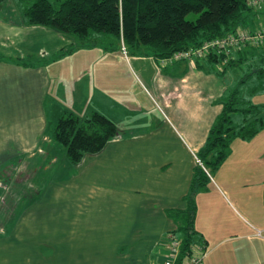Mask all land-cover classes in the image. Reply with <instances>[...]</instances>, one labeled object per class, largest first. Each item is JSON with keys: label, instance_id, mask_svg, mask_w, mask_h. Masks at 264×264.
<instances>
[{"label": "crops", "instance_id": "crops-1", "mask_svg": "<svg viewBox=\"0 0 264 264\" xmlns=\"http://www.w3.org/2000/svg\"><path fill=\"white\" fill-rule=\"evenodd\" d=\"M3 3L0 35H24L20 29L12 31L13 27L45 32L41 26L26 25L22 17L13 21ZM257 21L264 23V9L249 11L243 26L254 28ZM113 56L119 59L117 67H126H111L110 75L104 77L97 68H104L107 61L97 62L94 81L87 75L78 85L62 82L50 92L48 67L0 59V165L18 163L25 172L36 174L40 188L34 198H26L25 192L18 200L10 198V205L22 199L23 206L17 222L8 225V217L0 219V264H163L169 236L180 225L179 218L168 211L186 209L198 165L195 152L221 111L222 101L233 92L224 77L258 58L263 61L264 47L236 53L232 65L208 58L163 64L162 58L152 54L128 56L127 51L126 56ZM133 89L137 100H144L142 107L139 100H129ZM144 105H150V115ZM63 109L79 116L97 110L115 121L119 135L99 152L69 165L52 139ZM160 109L168 122L153 116ZM62 169L72 173L66 181L58 180ZM15 174L7 172L13 186ZM245 187L250 192L259 190L261 202L253 205L251 194L244 203L249 217L243 218L244 234L235 233L226 222L215 223L212 232L200 231L195 217L199 234L195 244L207 249L209 239L215 242L201 264H245L246 260H233L234 249L223 246L216 253L235 240L249 242L248 260L264 262V237L256 235V230L264 232V178L254 180L249 171ZM10 212L8 208L1 215ZM36 235L54 236V243L40 245ZM256 239L260 246L255 248ZM148 252L158 254L159 261L146 258Z\"/></svg>", "mask_w": 264, "mask_h": 264}, {"label": "trees", "instance_id": "trees-1", "mask_svg": "<svg viewBox=\"0 0 264 264\" xmlns=\"http://www.w3.org/2000/svg\"><path fill=\"white\" fill-rule=\"evenodd\" d=\"M28 26L53 29L69 37L77 47H125L131 54H152L168 58L177 51L196 47L203 41L226 35L243 26L252 9L247 0H13ZM3 0H0V6ZM195 14L194 19L187 16ZM64 48V47H63ZM62 48V49H63ZM71 46L66 50L72 53ZM209 62H222L223 57L210 55ZM235 59V58H234ZM224 65H232L236 60ZM199 59H195L193 62ZM186 61V60H179ZM264 61V60H263ZM190 62V61H187ZM227 65V66H228ZM227 68V67H225ZM261 73L263 67H259ZM249 76V75H248ZM243 79V80H242ZM241 81H247L242 78ZM253 92V89L248 91ZM235 89L222 101V108L211 125L198 158L218 167L230 152L234 139L253 138L264 128V103H253ZM119 135L115 121L91 110L79 116L61 110L52 139L63 150L69 165H76L85 155L97 153ZM206 172L198 164L194 170L187 207L168 211L179 218L173 231L180 238V249L174 264H184L192 254L199 234L194 228L197 206L193 194Z\"/></svg>", "mask_w": 264, "mask_h": 264}, {"label": "rangeland", "instance_id": "rangeland-1", "mask_svg": "<svg viewBox=\"0 0 264 264\" xmlns=\"http://www.w3.org/2000/svg\"><path fill=\"white\" fill-rule=\"evenodd\" d=\"M3 4L7 13H10L12 15L11 17H13V21H16L18 17H21L19 12L15 10L16 8H13V0H4ZM195 17V14H190L187 16L188 19H194ZM260 24L264 23L262 21H257L255 22L254 26H259ZM19 29L21 34L24 35H0V59L23 63L25 62L27 64H31V66L33 67H41L46 70L48 67L51 80V85L47 87V90L49 92L53 87L62 82H64L65 85L68 86H74V82L76 83V85H78L82 83L83 77H86L87 75L88 77H90L91 81H94L97 78V71L100 70H103L102 73L106 74V76L104 77H107L111 73L110 68L118 66L117 60L119 59L115 60V57L113 55L123 54L124 56H126V50L125 52H123V49L119 47H106L103 45H97L89 48L74 46L70 42L71 39L69 37L50 28L43 27V29H45V32L34 30L33 33H31L32 30H28L27 32L24 31L25 29L30 28L13 27L12 31H17ZM70 46L74 50L72 53H67L66 50H68ZM127 55L131 56V54L128 52ZM106 61L107 63L110 62L112 65L107 67L106 63L104 65V68H97V62L104 63ZM253 63V65H248V63H246L242 68L236 69L233 74L228 73L227 75H225L224 78H226V85L230 91H234L235 89H237L238 91H240L239 94L242 97L250 99L253 103H264V72L261 73L260 71H258L259 67L264 68V61H261V58H258ZM125 65L126 64H124V67L117 68L123 69L126 67ZM133 67L135 68V64H133ZM52 72L54 75L52 74ZM232 75H235V78H233ZM244 77L247 78V81L242 82L241 79ZM98 84L99 82H97V85ZM129 84L131 86H134L133 82H129ZM252 89V93L248 92ZM134 90L135 89H133L131 93L132 97H130L129 99L131 102L132 100H137L135 96L138 93L134 92ZM138 100L140 101V103H138L139 106L142 107L141 105L145 104L143 102L144 100L140 97ZM146 106H148L146 110L150 115V105H144L143 107ZM45 108L49 113V107ZM161 109L164 111L163 106ZM162 110V114L160 112L158 113L156 110L155 114L153 113V116L159 119V122H165L168 120V117ZM206 138L204 140V143L206 141ZM179 139L183 143L181 136L179 137ZM62 155V158L66 159L64 152ZM197 155L198 151L195 152L196 157H198ZM209 160L210 157L208 156L209 163H202V165L208 171V173H206L207 178H204L201 181L202 184L200 185V188H198L193 194L194 202L197 206L196 227L200 231L208 230L212 232L214 231L215 223L226 222L227 224H229V226H232L236 229L235 233L244 234L243 230L245 224L243 218L249 219L243 209L244 203L249 202L251 194L253 205H257L261 202L259 198V190L257 191L254 189V192L258 194L257 196L256 193L250 192V190H246L245 183L249 171L252 172V177L254 178V180H262L264 178V172H256L257 169L258 171L264 169V128L261 129L253 138L234 139L230 145L229 154L225 157V159L218 167L213 168V166L210 165ZM0 166H2L0 167V219H2L3 216H6V218L8 217L6 219V223L8 222L7 224L9 225L11 224V222L13 223L18 221V217L23 206L22 199L20 202L18 201V204L14 203L13 205H10V198H22L24 194L23 192L26 193V198H34L37 194V191H40V188L38 187V183L36 182V174H30L28 171L25 172L23 167L18 163H9L7 165L3 163ZM200 167L202 168L201 165ZM12 171L16 172V183L14 186L13 184H10L9 181H7V172ZM47 174L50 177L53 176L51 172ZM71 175V171L62 169L59 172L58 180L66 181ZM24 177H26L25 180ZM8 208H11L10 214L1 215L2 213H6ZM61 221H66L67 223L66 219H63ZM65 237L66 239H68L67 236ZM35 238H37V243H39L40 245H42L41 243H54V236L36 235ZM55 238H58L59 241L61 240L59 236H55ZM65 241L67 242V240ZM248 243L245 240H235L233 243L228 242L220 246L216 253H218V251H220L224 246L234 249L235 257L233 258V260H246L244 261L245 264H255L251 260H248L247 255L251 253L250 248L248 247ZM254 243L253 244L255 248L260 246L258 239H256ZM214 244L215 242L213 241V239H209V246L207 250L212 251ZM43 246L45 247V245ZM44 247L42 249H44ZM212 255L215 254L212 252L211 256ZM148 257L153 259L154 262L159 261L158 254L156 253L148 252L146 258ZM260 264H264V262Z\"/></svg>", "mask_w": 264, "mask_h": 264}, {"label": "built area", "instance_id": "built-area-1", "mask_svg": "<svg viewBox=\"0 0 264 264\" xmlns=\"http://www.w3.org/2000/svg\"><path fill=\"white\" fill-rule=\"evenodd\" d=\"M247 5L253 11L264 9V0H247ZM264 47V24L248 28L244 26L237 27L233 32L226 35L208 39L203 41L196 47H191L187 50L177 51L168 58L161 60L163 64L173 61L186 60L194 61L195 59H206L210 55L222 56L221 63H227L235 58V54L248 49ZM125 52V47H121ZM197 164L208 173L202 162L195 156ZM256 235L264 237V232L256 230ZM180 238L173 233L169 236V248L166 259L163 264H174L180 249ZM207 249L202 244H194L192 246V254L187 258L184 264H201L202 259L207 255Z\"/></svg>", "mask_w": 264, "mask_h": 264}]
</instances>
